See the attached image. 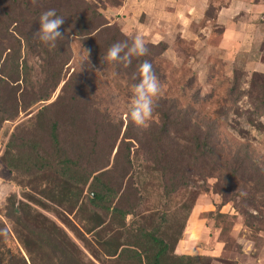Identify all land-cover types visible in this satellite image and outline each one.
Masks as SVG:
<instances>
[{"label": "rangeland", "instance_id": "rangeland-1", "mask_svg": "<svg viewBox=\"0 0 264 264\" xmlns=\"http://www.w3.org/2000/svg\"><path fill=\"white\" fill-rule=\"evenodd\" d=\"M86 1L96 3L103 17L117 26L129 40L139 35L147 47L158 43L167 45L161 62L165 81L160 84L161 90L156 98L150 126L139 127L125 118L126 105L130 101L135 79L126 75L122 80L117 79L114 72L92 58L82 43L72 37L71 59L64 69V80L50 99L36 104L27 112L20 108L17 117L8 109V118H16L6 122L0 130V184L8 182L15 186L10 183L11 175L1 164V154L8 138L16 135L18 144H21L27 136L41 144V152L44 154L51 155L53 151L60 158L81 159V165L88 171L105 168L103 171L109 170L111 175L122 177L123 187L131 180L136 195L122 198L121 206L128 210L132 207L138 216L127 217V226L132 223L135 227L142 222V218L148 224H158L164 215L173 216L169 225L177 226L184 216L182 206L189 203L190 192L196 191L182 238L175 247L176 255L206 257L211 260L210 264H264V105H261V100L264 102V72L261 71L264 66L257 64L259 56L264 65V54L259 51L264 39L261 24L264 13L250 22L241 15L232 20L236 28L241 27L238 32L242 35L253 36V26L261 33L259 52L256 48L245 52L238 46L240 38H235L234 34L231 41L235 39L239 43L230 48L221 45L224 27L218 25L215 18L219 8L224 7L228 0H203L206 3L204 20L193 23L189 28L190 34L195 38L187 31L182 34L179 24L175 22L174 33H164L165 38L159 40H151L145 35L142 27L144 23L146 27L147 22L143 14L136 17L134 24L125 23L128 27L126 31L122 29V16L118 14V8L125 0ZM243 1L253 4L257 0ZM3 8L4 5L0 4V13ZM6 45V41H3L0 46V78L4 73L14 74L11 73L12 56L5 49ZM45 58V55H39V51H21L18 60L19 77L16 78L18 81L12 84L15 93L10 94L6 89L0 88V101L8 102L7 108H11L10 105L14 107L12 101L15 94L20 96L22 104L24 96L31 98L44 95V88L47 89L43 67ZM72 76L76 78L64 90L66 92L63 99L67 104L77 91V106L73 111L51 114L55 115L53 120L58 123L59 146L58 151H55L45 136L47 128L35 129L30 120L44 105L55 101L65 82ZM195 94L199 96L198 101H195L198 103H194ZM170 100L177 101L175 116L186 118L190 121V126L183 131L172 129L170 137H165L160 145L155 146L150 136L161 129L162 112L166 110L164 108L169 105ZM249 120L258 121L262 128L252 127ZM206 131L212 133L210 144L220 156L218 165L221 168L218 167L217 173L212 171L214 166H211L216 165V160L206 165L202 163L203 166L199 162L188 166L193 162L188 159L189 154L185 149L189 147V140L193 141L194 136L200 137ZM174 142L177 143V152L182 156L177 158L182 170L178 176L181 178L189 171L190 182L186 189H179V193L169 199V179L171 180L174 171L168 164L172 161L171 145ZM245 153L252 158V171L258 172L254 175L248 172L246 177H240V180L226 185L227 177H222L227 174L224 165L229 164L232 157ZM128 157L132 165L129 172L126 169ZM153 166L155 168L151 171ZM208 171H212L211 175L203 179ZM219 172L222 174L218 175ZM220 176L222 178L218 180ZM248 178L254 182L246 185L244 181ZM14 180L20 186L14 187L15 194H11L12 191L0 198V221L8 233L6 236L2 233L5 237L2 247L10 252L9 256H5L3 264H18L17 250L30 264L21 243L13 233L17 226L15 220L8 215L6 199L11 194L17 200L26 202L21 196L28 194L43 200L34 192L41 191L43 187L40 177L27 170L19 172L18 179ZM255 185L256 191L251 192ZM123 195L126 196L127 192ZM48 207V210H42L32 206L41 216L65 232L78 248L83 264H110L103 255H99L102 252L98 249L96 237L83 232L79 215L69 216L66 218L68 221H65L58 217L57 214L61 211L56 206L48 203ZM2 235L0 233V238ZM93 251L98 252V256ZM33 258L35 264H46L47 259L42 254L35 253ZM53 260L56 261L55 258Z\"/></svg>", "mask_w": 264, "mask_h": 264}, {"label": "trees", "instance_id": "trees-1", "mask_svg": "<svg viewBox=\"0 0 264 264\" xmlns=\"http://www.w3.org/2000/svg\"><path fill=\"white\" fill-rule=\"evenodd\" d=\"M0 4L4 5L3 12L0 13V46L6 41L5 49L11 53V73L3 74L0 78V88L6 89L10 94H14L12 84L17 82L19 77L20 53L24 49L30 51H39V55H45L43 60L45 85L44 95L38 97L23 98V104L20 96H16L12 101L13 106L8 107V102L0 101V130L2 126L16 118L19 111L27 112L36 104L48 101L52 93L63 82L65 67L69 65L71 59L70 39L73 37L78 39L85 51L92 56L98 63L109 68L114 72L117 79L122 80L124 76L133 77V73L137 71L140 63L144 60L149 61L153 70L161 83L165 81L162 73V56L167 50V45L158 43L157 45H149L148 54L142 57H133L131 65L124 67L120 63L102 61L101 56L114 43L128 39L121 30L110 24L100 13L96 3H89L86 0H0ZM55 9L58 16L65 18L61 25L60 31L64 34V39L56 41V47L45 45L33 35L39 29V17L42 12ZM264 34V21L261 22ZM129 40V39H128ZM130 42V40H129ZM259 51L264 54V39L260 45ZM133 69L131 70V68ZM133 72L132 74L130 72ZM128 72V73H127ZM256 76V74L254 73ZM76 76L70 77L63 88L60 90L55 101L49 105H44L36 112L30 120L33 128L46 129L45 136L53 145L55 151H58V123L53 120L59 112L66 113L77 105V91L73 93L70 101L65 104L63 97L65 89L73 83ZM137 78L134 84L138 83ZM192 82L189 83L188 88ZM238 92V90H236ZM1 96V95H0ZM194 103H198V94L193 95ZM261 100V105L264 102ZM21 104V106H19ZM166 104V102H165ZM169 105L162 112L161 129L157 134L150 136V140L155 146L160 145L165 137L168 139L172 129L181 131L190 126V121L186 118L175 116L177 101L170 100ZM7 105V107H6ZM163 106V105H162ZM16 117L8 118L9 110ZM88 112L90 109L87 108ZM50 117V118H49ZM256 120H249V125L256 129L262 128ZM200 135V134H199ZM156 137V138H155ZM194 140H189L188 159L193 161L188 166H192L199 162L203 166L208 163L216 165L212 171H218V163L220 156L210 144L212 133L206 131L200 137L194 136ZM25 140L18 144V137L10 135L8 141L1 154V164L4 169L11 175L10 183L16 187H20L14 180L18 179L19 172H33L36 177H40L43 189L34 191L40 195L43 200H38L34 196L25 194L23 200H17L12 192L6 199L8 204V215L15 220L17 226L15 236L21 243L22 249L25 251L30 264H35L33 254H42L47 261L46 264H83L80 260V252L65 232L55 223L41 216L32 206L42 210H48V203L56 206L61 213H58L60 219H66L69 216L80 217L79 223L82 225L83 232L96 237L98 249L101 250L103 258H106L110 264H210L211 260L201 256L176 255L175 247L181 240L185 224L193 207V199H195L196 191L190 192L189 203L186 202L183 207L184 216L177 226L171 227L169 224L173 220V216L164 215L158 224L149 223L142 218V222L126 225L127 217L135 218L138 214L132 207L128 210L121 206L122 198L134 197L136 191L133 183L128 181V185L122 186V177L111 175L109 170L88 171L83 165L82 160H70L68 158H60L51 151V155L41 152V144L34 140L24 137ZM177 143L171 145V164L169 167L174 171L171 180V189L167 197L171 199L175 193H179V189L184 190L190 182V172H185L181 178L178 176L181 167L178 165V159L182 157L177 152ZM47 155V156H46ZM197 155V156H196ZM43 156V157H42ZM226 165V164H225ZM224 165L227 174L226 185H231L234 181L240 180V177H246L248 172L251 175L257 173L258 170L252 171V158L247 153L242 156L238 154L232 157V161ZM130 158L128 157L126 169L131 170ZM155 167L151 169V171ZM221 168V167H220ZM182 171V170H181ZM212 171L206 172L203 179L209 178ZM224 171V170H223ZM184 172V170H183ZM27 174V173H26ZM222 174V172H219ZM189 175V176H188ZM27 176V175H26ZM217 178L218 180L222 178ZM180 178V179H179ZM179 179V180H178ZM246 185L254 182L252 179L244 181ZM14 186V187H15ZM51 187V188H50ZM127 195H123L124 192ZM256 191V185L251 192ZM182 209V208H181ZM5 231V232H4ZM0 233L8 234L4 228V224L0 221ZM104 235H106L104 237ZM4 235L0 238V264H3L5 256H9V250L2 247ZM18 264H28L24 256L19 250ZM94 252V251H93ZM98 256V252H94ZM55 258L56 261L53 259Z\"/></svg>", "mask_w": 264, "mask_h": 264}, {"label": "crops", "instance_id": "crops-1", "mask_svg": "<svg viewBox=\"0 0 264 264\" xmlns=\"http://www.w3.org/2000/svg\"><path fill=\"white\" fill-rule=\"evenodd\" d=\"M205 9L206 3L203 0H125V3L118 8V14L122 16L120 25L125 31L128 28L125 23L134 24L136 17L143 14L147 22L146 27L145 23L142 27L145 35L151 40H159L165 38L164 33H170V35L174 33L175 22L179 24L182 34H185L187 31L193 37L190 34L189 28L193 23L204 20ZM217 12L215 21H217L218 25L224 27L221 45L230 48L239 43L235 39L231 41L234 34L235 38H240V45L238 46H240L242 51L246 52L253 48H256L258 51V44L260 43V39H262L261 33L258 31L259 29L253 26L255 32L253 36L242 35L238 32L241 27L236 28L232 20L238 15L243 16L247 21L249 20L248 22L257 17L259 18L264 13V0H257L253 4L243 0H228V3L224 7L219 8ZM258 52L256 53L259 54ZM260 59L258 56L257 64L260 63L264 66ZM261 71L264 72V69H261ZM12 191L14 192V186L8 182L0 184V198H4L6 194Z\"/></svg>", "mask_w": 264, "mask_h": 264}, {"label": "clouds", "instance_id": "clouds-1", "mask_svg": "<svg viewBox=\"0 0 264 264\" xmlns=\"http://www.w3.org/2000/svg\"><path fill=\"white\" fill-rule=\"evenodd\" d=\"M64 20L63 16L57 15L55 9L42 12L39 17V29L33 33L34 37L45 45L56 47V41L64 39V34L60 31ZM147 54L148 48L143 38L136 35L130 38V42L126 39L112 44L101 59L128 67L133 57H142ZM137 74L138 83L132 86V95L126 105L125 118L136 126L147 128L153 118L161 85L152 64L147 60L139 64L137 71L133 73V79L137 78Z\"/></svg>", "mask_w": 264, "mask_h": 264}]
</instances>
